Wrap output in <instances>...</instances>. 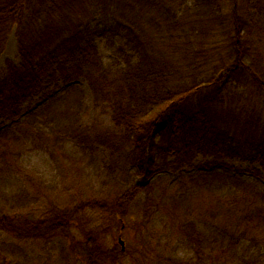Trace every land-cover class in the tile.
<instances>
[{
    "label": "trees",
    "instance_id": "16d2710c",
    "mask_svg": "<svg viewBox=\"0 0 264 264\" xmlns=\"http://www.w3.org/2000/svg\"><path fill=\"white\" fill-rule=\"evenodd\" d=\"M13 32L17 59L0 69V127L12 122L0 130V169L44 154L82 156L115 189L111 201L89 200L45 221L0 214V252L13 243L14 262L25 264L17 238H41L60 261L75 253L79 264H114L141 245L152 264H264V189L201 172L168 185L170 203L151 196L141 204L155 187L130 188L127 173L129 165L152 176L225 160L264 171V0H0V56ZM79 83L92 94L91 123ZM229 200L230 219L215 208ZM165 207L180 228L174 247H153L157 233L139 223L142 236L127 239L126 251L109 245L114 225L123 233L128 220L155 223ZM180 250L192 256L177 257Z\"/></svg>",
    "mask_w": 264,
    "mask_h": 264
},
{
    "label": "rangeland",
    "instance_id": "374dc122",
    "mask_svg": "<svg viewBox=\"0 0 264 264\" xmlns=\"http://www.w3.org/2000/svg\"><path fill=\"white\" fill-rule=\"evenodd\" d=\"M16 59L17 40L15 33L13 32L9 35L5 49L0 56V69H2L8 60ZM78 85L81 87L85 95L82 106L84 121L86 123H91L95 115L91 91L86 83H79ZM61 92V89L56 90L52 93V96L59 95ZM36 106L37 103H33L32 106L25 111V114L27 115V112L33 111ZM102 119L106 122V125L109 124L107 116H103ZM11 126L12 122H9L6 125L1 126L0 130H7ZM100 158L102 159V155ZM53 159L59 161V165L56 166V161H53ZM53 159L44 154L43 157L36 156L31 159H25L24 163L18 164V168L11 167L10 171L4 170L3 168L0 169V178L2 180L0 181V214L4 213L13 218L27 216L36 221H45L54 216L57 212H63L68 209L74 210L76 205L83 206L84 210L86 205L84 203H88L89 200L101 198L111 201L113 199L111 195L115 186L110 182L107 184L108 173H106V170L99 173L95 170L94 166L85 169L87 159H84L82 156H80V158H74L75 160L71 161L70 158L56 153V156ZM21 169L23 180L19 177ZM201 172H224L229 175L238 176L247 182L256 184L260 189H264V171L261 168L259 173H254L246 166V164L230 160L215 162L209 166H205L204 163L201 162L192 167L184 168L177 173L163 171L152 176L139 174V169L137 167L129 165L127 173L132 174L134 177L128 186L132 188L134 184H138L144 188H149V186L155 187L154 192H150V190L142 192L141 197L139 198L141 204H144L146 199L151 196H155L159 200L167 198L166 202L170 203L173 200L170 195L175 191L166 194L165 191L168 188V185L177 182L183 176H196ZM127 173L125 174V177H127ZM163 192L166 196L161 197ZM193 201L203 204L200 200ZM194 203L195 202H190V207L193 208ZM195 207L197 210L202 209L200 204H195ZM165 208L166 209L163 210L166 211V214L164 215L163 220L157 218L155 223H152L151 221H149V223H140V219L137 221L128 220L127 224L124 223L125 227L123 233H119L118 231L119 224L116 225L117 227L114 225V232L112 235L110 234L109 245H118V247L121 248L118 238L122 236L125 240L126 248H128L130 241L128 244L127 239H137L142 236L141 233L136 230L138 228L137 223H139L149 225L148 228L157 233L156 236H152L150 240L153 247L160 245L162 247L165 245L167 247H174V244L178 242L176 240L181 236L179 232L180 228L176 229L178 224L174 222L176 221L175 218V220L172 219L174 215L173 211L167 209V207ZM215 208L217 210L225 209L228 213L229 219L234 215L233 212L235 207L231 200L224 205L217 202ZM203 210L204 209H202V211ZM85 211H87V213L92 212L91 209ZM139 215L142 217V212H139ZM154 221L155 220H153V222ZM99 222H101V220H99ZM104 223H107V219H105ZM71 232L72 235L79 237L77 239H81L82 234L76 227L73 226ZM6 235L7 236H3V238H6L7 242H14L12 236H9V234ZM17 241L21 244L20 249L23 251V260L25 264H62L63 262L66 264H79L82 261L81 258L76 257L77 255L75 253H71L72 256L70 257V260L67 259L60 261L59 253L50 247L53 246L51 245L52 243L46 244V240L41 238H30L29 240H21L20 238H17ZM75 241L76 238L74 239L73 237L72 239H66L67 245L69 246L68 249L75 250ZM2 249H8L9 252H0V264H18V262H20H14L11 254L14 249L17 250L16 245L13 243L9 246L3 245ZM145 251L148 256L145 255L146 257H143L142 254H144L143 252ZM149 253V250L147 247L145 248L144 245L138 247L136 251L131 248L127 254L128 256L114 264H152L151 260H153V258ZM190 253L191 252L188 253L180 250V252L176 253V256L187 258L192 256ZM48 256L51 257V259L48 258L49 262L45 260Z\"/></svg>",
    "mask_w": 264,
    "mask_h": 264
},
{
    "label": "water",
    "instance_id": "95a60500",
    "mask_svg": "<svg viewBox=\"0 0 264 264\" xmlns=\"http://www.w3.org/2000/svg\"><path fill=\"white\" fill-rule=\"evenodd\" d=\"M120 243L122 245V248L125 249V243H124V241L120 239Z\"/></svg>",
    "mask_w": 264,
    "mask_h": 264
}]
</instances>
